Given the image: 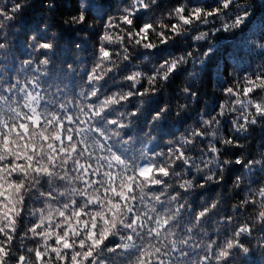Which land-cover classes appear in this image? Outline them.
Returning a JSON list of instances; mask_svg holds the SVG:
<instances>
[{
	"label": "clouds",
	"instance_id": "clouds-1",
	"mask_svg": "<svg viewBox=\"0 0 264 264\" xmlns=\"http://www.w3.org/2000/svg\"><path fill=\"white\" fill-rule=\"evenodd\" d=\"M0 264H264V0H0Z\"/></svg>",
	"mask_w": 264,
	"mask_h": 264
},
{
	"label": "snow or ice",
	"instance_id": "snow-or-ice-1",
	"mask_svg": "<svg viewBox=\"0 0 264 264\" xmlns=\"http://www.w3.org/2000/svg\"><path fill=\"white\" fill-rule=\"evenodd\" d=\"M70 245H68V244H65V247H69Z\"/></svg>",
	"mask_w": 264,
	"mask_h": 264
}]
</instances>
